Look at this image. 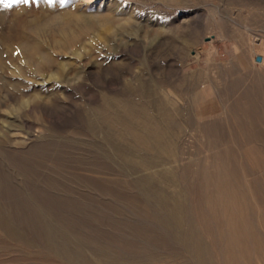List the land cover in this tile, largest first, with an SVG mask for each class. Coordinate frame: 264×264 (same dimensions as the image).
<instances>
[{
    "label": "rangeland",
    "instance_id": "1",
    "mask_svg": "<svg viewBox=\"0 0 264 264\" xmlns=\"http://www.w3.org/2000/svg\"><path fill=\"white\" fill-rule=\"evenodd\" d=\"M145 117L173 154L139 171ZM255 263L264 0H0V264Z\"/></svg>",
    "mask_w": 264,
    "mask_h": 264
},
{
    "label": "bare ground",
    "instance_id": "2",
    "mask_svg": "<svg viewBox=\"0 0 264 264\" xmlns=\"http://www.w3.org/2000/svg\"><path fill=\"white\" fill-rule=\"evenodd\" d=\"M89 3V2H88ZM18 73H20V74H24V73H21L20 71L18 72ZM25 75V74H24ZM156 94V93H155ZM167 103V102H166ZM106 106H108V103H107V105ZM127 108H126V110H125V114H126V116H127V119H129L130 118V113H131V107L127 104V106H126ZM103 108H104V104H103ZM108 108H109V106L107 107V110H108ZM98 109H100V108H98ZM107 110H104V111H106L107 112ZM157 110V109H156ZM102 111V110H101ZM103 111V112H104ZM101 114V112L100 111H96V112H93L92 114H94V116H95V118H94V121L93 120H90L89 121V125H91V127L90 128H94L95 126L94 125H96V123H97V121H99L101 124H102V126L103 127H105V128H107V129H109V127L108 126H106V125H112V128H113V125H115V123L113 124V122H111V120L110 119H108V117L107 116H103V114ZM104 115H106V114H104ZM108 115H109V112H108ZM161 115V114H160ZM110 116V115H109ZM140 117V116H139ZM132 118V117H131ZM139 119V118H138ZM137 119V120H138ZM131 121L129 124H123V123H118L119 125H120V131H119V129L117 130V131H119L118 132V134H119V136H118V134H117V136L119 137V138H121V139H125V138H129L130 140H131V143H129V145L132 147V148H138V150L139 151H141V152H146V151H156V150H158L159 151V154H158V156L156 157V159L153 161V162H151V163H148V164H143L142 163V165L141 166H138V168L139 169H137V170H141V171H144V170H146V169H148V168H151L152 166H154L157 162H167V159L166 158H164L163 156H161L160 155V150L162 149L164 152H166V154H167V156H171L173 153H172V151H171V148H170V145L172 144H170L169 145V141H168V133L165 131L166 129H165V127H164V129H162V128H160V127H158V126H156V125H153V122H152V119L151 118H146L145 117V122H144V124H142V125H138L139 126V129H136L137 127H134V126H137L136 124H138L139 123V121ZM142 120V119H141ZM153 121H155V120H153ZM117 122V121H116ZM121 122V121H120ZM127 122H129V120L127 121ZM121 125H132L131 127H128V128H125V127H122ZM134 125V126H133ZM94 126V127H93ZM97 126V125H96ZM115 127V126H114ZM118 128V127H117ZM108 130H106V132H107ZM112 134V133H111ZM110 135V134H109ZM106 136V139H108L110 136ZM112 136H114V135H112ZM111 136V137H112ZM170 136V135H169ZM118 138V139H119ZM170 138H171V136H170ZM126 140V139H125ZM128 141V140H127ZM126 141V142H127ZM123 142H125V141H123ZM128 145V144H127ZM123 146V145H122ZM130 146L128 147V148H126L125 147V150L127 149V151L129 150V149H131L130 148ZM119 148H122V147H120L119 146ZM124 148V147H123ZM124 149H122V150H120V154L122 153V155L123 154H125V152H122V151H125ZM130 151H128V153H129ZM127 153V152H126ZM142 162V161H141ZM140 163V162H139ZM166 172H168V173H166V174H168V175H171V174H173V171H166ZM141 180L142 181H147V179H144V178H141ZM177 203V202H176ZM171 206V205H170ZM175 208L177 209V211H178V214L179 215H175V211L173 212V210H168V212H167V215H168V218H170V219H172L174 222H175V224L176 223H178V221L179 220H181L182 221V219H183V214H182V211H181V205L180 204H176V206H175ZM230 216V215H229ZM228 225V224H227ZM243 226V225H242ZM240 227V226H239ZM243 228V227H242ZM231 229H232V227H231ZM222 231V230H221ZM234 231H236V230H234ZM232 232H233V230H232ZM237 233H239V232H237ZM230 234V233H229ZM239 234H241V232L239 233ZM181 235H182V239L184 240V242H186V244H190V251H191V253H192V255H194L199 261H206V255H205V252H204V250L202 249V247L199 245V242L198 241H196L194 238H192L191 236H193V234L191 235V230H186V229H184L183 231H182V233H181ZM236 235V234H235ZM238 235V234H237ZM231 236V235H230ZM245 236V235H244ZM229 238V237H228ZM231 238V237H230ZM238 238H239V235H238ZM246 238V237H245ZM232 239V238H231ZM235 239H236V237H235ZM243 239V238H242ZM243 241V240H242ZM231 242V241H230ZM234 243V242H233ZM237 243H239V242H237ZM234 244H236V243H234ZM243 244V243H242ZM229 245V244H228ZM239 245H241V244H239ZM233 246H235V245H233ZM241 248V247H240ZM226 249H228V248H226ZM230 249V248H229ZM228 249V250H229ZM242 249H244V248H242ZM227 250V251H228ZM230 252V251H229ZM247 253H249V252H247ZM242 254V253H241ZM251 255V254H250ZM249 255V256H250ZM249 258V257H248ZM250 261V260H249ZM254 262V261H253ZM256 264V263H255Z\"/></svg>",
    "mask_w": 264,
    "mask_h": 264
},
{
    "label": "snow or ice",
    "instance_id": "3",
    "mask_svg": "<svg viewBox=\"0 0 264 264\" xmlns=\"http://www.w3.org/2000/svg\"><path fill=\"white\" fill-rule=\"evenodd\" d=\"M12 3L19 2V0H11ZM7 6V5H6Z\"/></svg>",
    "mask_w": 264,
    "mask_h": 264
},
{
    "label": "water",
    "instance_id": "4",
    "mask_svg": "<svg viewBox=\"0 0 264 264\" xmlns=\"http://www.w3.org/2000/svg\"><path fill=\"white\" fill-rule=\"evenodd\" d=\"M257 61H259L260 59H259V57H257V59H256Z\"/></svg>",
    "mask_w": 264,
    "mask_h": 264
}]
</instances>
